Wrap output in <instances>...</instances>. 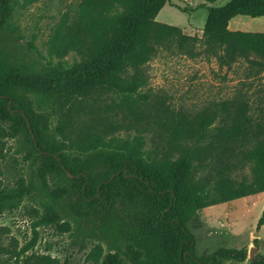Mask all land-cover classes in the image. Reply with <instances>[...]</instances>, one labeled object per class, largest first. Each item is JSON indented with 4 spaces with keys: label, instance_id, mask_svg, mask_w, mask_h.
Here are the masks:
<instances>
[{
    "label": "trees",
    "instance_id": "trees-1",
    "mask_svg": "<svg viewBox=\"0 0 264 264\" xmlns=\"http://www.w3.org/2000/svg\"><path fill=\"white\" fill-rule=\"evenodd\" d=\"M17 1L0 0V140L17 144L25 171L0 186V218L26 198L37 197L40 211L32 208L29 242L0 243V264H79L73 252H31L38 227L69 233L82 264L245 262V249L197 257L187 223L206 207L264 193V81L248 94L264 80V32L228 29L236 16L264 17V0H202L200 38L156 21L172 0H79L53 27L46 63L12 20ZM164 50L227 70L245 63L246 89L195 112L150 100L140 92L143 67ZM70 52L79 60L53 66ZM139 201L142 217L125 223L117 206L129 212Z\"/></svg>",
    "mask_w": 264,
    "mask_h": 264
},
{
    "label": "rangeland",
    "instance_id": "rangeland-1",
    "mask_svg": "<svg viewBox=\"0 0 264 264\" xmlns=\"http://www.w3.org/2000/svg\"><path fill=\"white\" fill-rule=\"evenodd\" d=\"M227 1L218 0L212 7H219V4L223 5ZM78 2L79 0H38L24 5L22 0L17 1L12 20L20 31L23 43L33 41L43 57V63L50 59L46 43L53 27L61 15L74 9ZM201 5V0H172L171 7L162 9L156 21L176 26L184 34L200 38L207 16V11ZM237 22L242 31L264 32V18L238 17ZM77 60L79 57L70 52L63 59L52 58L51 63L53 66L66 68ZM246 73L245 63L234 64L227 70L219 68L215 59L207 60L204 56L190 59L177 51L164 50L143 67L147 83L140 92L149 95L150 100L164 101L174 110L195 112L209 102L233 97L238 89L245 90L241 84L245 82ZM263 81L261 79L254 82L248 94L254 92ZM129 134H134V131H120L116 135L124 137ZM146 136L145 149H150L152 134ZM16 148L17 144L13 141L5 138L0 140V149L2 155H5V160L0 158V186H13L25 171V164L21 162V155L16 153ZM240 174L248 175V166L237 175L238 179ZM36 199L38 198H26L20 208L0 218L1 244L19 249L33 238L32 222L35 216L32 208L39 209ZM117 208L125 223L141 218L144 211L143 201H139L129 212H123L120 204ZM263 208L264 193H259L198 211L187 223L195 237V255L205 257L218 248L247 251L245 262L226 261L223 264H249L253 257H264V225L258 227ZM35 232L38 236L31 252L50 254L61 259L73 252L75 263L82 264V253H77L76 248L70 247L69 233L60 234L53 228L44 227L36 228ZM251 249L254 253L249 252Z\"/></svg>",
    "mask_w": 264,
    "mask_h": 264
},
{
    "label": "crops",
    "instance_id": "crops-1",
    "mask_svg": "<svg viewBox=\"0 0 264 264\" xmlns=\"http://www.w3.org/2000/svg\"><path fill=\"white\" fill-rule=\"evenodd\" d=\"M202 1V0H201ZM218 1V0H217ZM217 1L215 2V3H213V4H216L217 3ZM230 0H228L227 2H229ZM226 2V3H227ZM226 3H224L223 5H225ZM202 4H205L203 1H202ZM213 4H207L206 3V6H209V7H212V5ZM223 5H221V4H219V7H221V6H223ZM166 6H169V7H171L170 5H168V4H166L162 9H164ZM202 6V5H201ZM202 8V7H201ZM161 9V10H162ZM202 9H204V10H206L205 8H202ZM160 10V11H161ZM160 11H159V13H160ZM207 11V10H206ZM159 13L157 14V16H156V20H157V17H158V15H159ZM207 17V16H206ZM238 17H243V16H236L235 18H233L232 20H230V22H229V24H228V29L229 30H231V31H242V29L238 26V25H240L238 22H237V18ZM259 18H264V17H259ZM252 19V18H251ZM255 19V18H254ZM256 19H258V18H256ZM162 21V20H161Z\"/></svg>",
    "mask_w": 264,
    "mask_h": 264
},
{
    "label": "water",
    "instance_id": "water-1",
    "mask_svg": "<svg viewBox=\"0 0 264 264\" xmlns=\"http://www.w3.org/2000/svg\"><path fill=\"white\" fill-rule=\"evenodd\" d=\"M249 252H250V253H254V250H253V249H251Z\"/></svg>",
    "mask_w": 264,
    "mask_h": 264
}]
</instances>
